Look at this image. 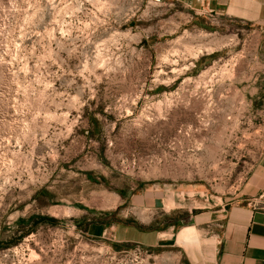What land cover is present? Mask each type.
<instances>
[{"label": "rangeland", "instance_id": "rangeland-1", "mask_svg": "<svg viewBox=\"0 0 264 264\" xmlns=\"http://www.w3.org/2000/svg\"><path fill=\"white\" fill-rule=\"evenodd\" d=\"M149 1L0 0V264H189L181 247L83 228L110 215L190 228L264 148V98L248 79L256 38L234 25L184 31L175 8ZM147 191L173 210L140 215L125 198Z\"/></svg>", "mask_w": 264, "mask_h": 264}, {"label": "crops", "instance_id": "crops-1", "mask_svg": "<svg viewBox=\"0 0 264 264\" xmlns=\"http://www.w3.org/2000/svg\"><path fill=\"white\" fill-rule=\"evenodd\" d=\"M152 2L167 9L175 8V16L184 31L193 29L209 35L215 25L247 29L257 41L255 66L260 69L248 79L254 76L252 94L261 103L260 98H264V0H150L147 4ZM205 62L208 58L204 55L194 59L189 63L188 74L200 73ZM259 103L256 107L261 108ZM180 194L174 197L178 204L188 197V193ZM125 199L131 202L132 209H141L140 215L153 216L156 210L168 215L173 210L165 192L147 191L142 195H127ZM208 201L206 198L204 203ZM210 202L212 205L204 204L201 209L206 211L188 215L197 232L196 241L187 244L192 247L189 253L177 243L186 227L181 228L178 220H170L168 216L158 223L143 225L105 216L86 225L83 234L99 241L146 249L178 246L189 264H264V148L238 189L218 198L210 196Z\"/></svg>", "mask_w": 264, "mask_h": 264}, {"label": "bare ground", "instance_id": "bare-ground-1", "mask_svg": "<svg viewBox=\"0 0 264 264\" xmlns=\"http://www.w3.org/2000/svg\"><path fill=\"white\" fill-rule=\"evenodd\" d=\"M195 241H196L195 238H193L192 236V227L182 230L178 238L179 244L182 245H187Z\"/></svg>", "mask_w": 264, "mask_h": 264}, {"label": "trees", "instance_id": "trees-1", "mask_svg": "<svg viewBox=\"0 0 264 264\" xmlns=\"http://www.w3.org/2000/svg\"><path fill=\"white\" fill-rule=\"evenodd\" d=\"M54 220L52 219H47V218H40V217H34L31 221L32 225L34 227L38 226L41 223H53ZM23 226V225H22Z\"/></svg>", "mask_w": 264, "mask_h": 264}, {"label": "built area", "instance_id": "built-area-1", "mask_svg": "<svg viewBox=\"0 0 264 264\" xmlns=\"http://www.w3.org/2000/svg\"><path fill=\"white\" fill-rule=\"evenodd\" d=\"M137 248L140 249V248H142V246L137 245Z\"/></svg>", "mask_w": 264, "mask_h": 264}]
</instances>
